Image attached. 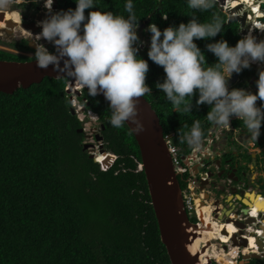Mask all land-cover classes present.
<instances>
[{"label":"trees","instance_id":"trees-1","mask_svg":"<svg viewBox=\"0 0 264 264\" xmlns=\"http://www.w3.org/2000/svg\"><path fill=\"white\" fill-rule=\"evenodd\" d=\"M260 1L217 0L215 11L224 20L223 31L210 39L195 40L207 63H214L216 57L206 49V43L223 38L234 45L241 36L238 22L226 23L220 3L229 8H251L253 14L247 19L253 18L252 30L255 25L264 28L256 19L264 15ZM58 2V10L76 6L75 0ZM125 3L98 0L97 7L127 16ZM133 4L139 25L146 21V27L156 23L163 30L191 18L186 0H133ZM164 13L167 19L161 17ZM196 15L207 22L212 12ZM140 31L142 36L150 34ZM148 46L141 49L138 45V54L149 64L145 83L152 93L145 98L156 110L164 134L172 133L180 155H185L192 148L185 136L193 123L199 121L202 138L214 125L206 119L210 108L207 104L197 106L194 95L191 113L173 110L162 90L155 87L165 73L148 59ZM247 69L241 73L246 74ZM67 82L65 77H45L13 93L0 92V264H171L133 133L126 123L113 127L108 102L82 88L75 96L86 111L97 115L102 147L108 152L99 162L112 160L111 154L116 156L106 167L91 158L85 149V133L79 131L83 124L72 112ZM240 123L235 120L233 126ZM260 130L264 141V121ZM178 179L186 189V182ZM193 196L197 206L198 199ZM192 221L196 219L192 217ZM240 259L237 263L212 260L211 264H239ZM249 264H264V258L252 259Z\"/></svg>","mask_w":264,"mask_h":264},{"label":"clouds","instance_id":"clouds-1","mask_svg":"<svg viewBox=\"0 0 264 264\" xmlns=\"http://www.w3.org/2000/svg\"><path fill=\"white\" fill-rule=\"evenodd\" d=\"M29 2L37 4L40 0H0V13ZM186 3L191 10L187 23L169 25L163 30L156 23H149L146 29L137 30L139 18L133 0H126L124 5L127 16L98 10V0H75V8L66 10H53V0H43L45 17L36 22L40 31L35 34L29 31L31 37L27 42L33 46V58L39 68L51 65L58 74L86 88L90 96L102 94L111 110L109 123L121 128L131 122V131L135 133L144 128L137 118L138 98L152 93L145 83L149 64L138 54V45L143 46L141 49L149 45L148 59L165 73L155 87L162 90L173 110L191 113L196 95L197 106L207 104L210 108L206 113L208 122L227 128L233 119H238L248 136L256 141L264 121V66L258 68L255 92L230 88L227 80L253 63L264 65V38H258L255 28L246 26L245 34L234 45L223 38L212 40L205 47L216 61L207 63L195 40L217 36L223 31L224 20L215 11L217 0H186ZM207 11L212 12L211 19L201 22L196 13ZM161 17L167 19V13ZM140 30L150 33L147 44L140 40L137 34ZM259 30L264 32V28ZM46 44L51 45V50ZM185 139L194 149L200 147L199 121L193 123Z\"/></svg>","mask_w":264,"mask_h":264},{"label":"flooded vegetation","instance_id":"flooded-vegetation-1","mask_svg":"<svg viewBox=\"0 0 264 264\" xmlns=\"http://www.w3.org/2000/svg\"><path fill=\"white\" fill-rule=\"evenodd\" d=\"M58 3V0H53V10H58ZM44 17L43 0H40V3L37 4L29 2L26 5H13L8 11L0 13V57H4V60L20 61L34 59L33 46L30 42H27L31 37L29 31L34 34L38 33L40 27L36 22ZM138 33L139 36L141 35L146 39L147 44L150 34L145 33V36H142V32L139 31ZM41 42L43 43V41ZM46 47L51 50L50 44H46ZM252 65L253 70L248 68L246 74L239 73L238 81L229 87H242L246 91L255 92V81L258 78V69H255V67L259 68L264 65L257 63ZM235 120L238 119H233L227 128L213 125L208 135L202 138L198 149H194L192 146L189 153L181 155L182 159L184 156L186 158V163H184V160L183 163L188 171L185 176L180 175L179 177L186 182V187L192 182L194 195L198 199V212L206 228L198 231L197 239L203 242L207 248L208 260L215 259L213 254L221 257V259L224 258V255L226 256L225 250L222 247L218 248L216 244H212V241L217 239L219 242L227 243L226 241L231 240L232 237L223 240L225 236H233L232 234L236 233L239 228H243V226L237 225L233 219L245 225L238 233L244 232L245 228L254 222H256V227H263L264 224V216L255 217L249 214L250 209L260 212V215H263L262 212H264L262 210L264 208V143L261 138L262 133L260 130V135L255 141L246 133L242 121L238 126H233ZM82 132H84V129ZM97 134H100V129L95 134L92 133L91 136L94 135L95 138ZM209 134H212L211 137ZM214 146L216 150L212 152ZM91 153L95 156L93 152ZM99 153L101 155L100 146ZM212 166L214 167L213 171L210 170ZM215 183L216 187L213 188ZM201 186H204L202 190L200 189ZM240 191L254 193V197L258 196L255 198L257 203H251L253 196L251 198L244 196ZM202 193H207L211 200L204 198ZM220 196L224 197L221 198ZM216 198L220 200L218 203L219 211L212 212L214 210L212 200ZM247 203L251 205H247ZM208 208L211 213H209ZM228 211L229 214H227ZM209 214L212 217H208ZM220 215L222 216L221 219L218 217ZM249 218L254 220L248 222ZM190 219L192 220V217ZM212 219V222L209 221ZM258 220H262V223L257 222ZM217 229H223L221 230L225 231L223 233L228 231L229 234H222ZM251 238L248 237L246 242V238L241 236L240 243L243 246L244 254H257L258 252L257 248L250 249L251 251L245 248L248 242L249 246H252L255 242V239L250 240ZM255 246H257L256 243ZM212 248H216V250H212ZM250 260L246 264H249Z\"/></svg>","mask_w":264,"mask_h":264},{"label":"water","instance_id":"water-1","mask_svg":"<svg viewBox=\"0 0 264 264\" xmlns=\"http://www.w3.org/2000/svg\"><path fill=\"white\" fill-rule=\"evenodd\" d=\"M259 4V8L264 13V1H260ZM240 8L241 6L235 8L227 7L224 11L227 15L226 23L238 22L240 25V33L243 35L246 32L247 15H252L253 12L249 9L246 12L238 13ZM256 19L264 23V15ZM146 23L147 22L145 21L140 24L137 30L143 29L146 26ZM257 33V28H255L254 34L257 35ZM142 47L143 46H141V48ZM45 77L57 79L63 78L64 76L54 71L51 65L46 69L39 68L34 59L27 61L0 59V92L10 94L19 87L27 88L34 83H40ZM237 78L238 74L234 73L232 78L227 80L228 85H234L235 82L238 81ZM77 85L80 86L79 83L69 78L66 91L69 94L73 93L76 96L80 95V90L76 88ZM99 95L104 98L102 94ZM138 99L139 102L136 105L138 110L137 118L144 125V128L140 132H131L133 133L140 150L142 163L141 169L145 173L149 196L157 220L161 241L166 248L171 264H201L199 254L192 253L188 249V246L194 242L198 236V231L204 228V226L201 228L197 223L191 221L187 213L183 190L178 175L175 172L172 156L165 140L164 130L156 110L152 107V104L147 101L145 96ZM72 112L75 113L74 109ZM128 123L126 124L131 130L133 125L131 122ZM79 131L82 132L83 128ZM211 135L212 134H209L210 137ZM95 138L97 141H102V136L100 134H97ZM87 148L88 147L85 144V149ZM100 150L108 153L103 149L102 145ZM215 150L216 147L214 146L212 152ZM111 156L112 160L106 162L100 161L101 164L105 167L109 166L111 161L116 158L113 154H111ZM90 157L94 158L92 154H90ZM183 160L184 163H186L185 156L183 157ZM218 166L220 167V165ZM213 169L214 167L212 166L210 170L213 171ZM215 187L216 183L213 188ZM203 188L204 186L200 187L201 190ZM240 193L250 198L254 196V193H245L244 191H240ZM220 197L223 198L224 196ZM204 198L211 200V197L207 193H204ZM219 201L218 198L212 200L214 209L212 212L219 211ZM247 205L251 204L247 203ZM245 213L247 212L245 211ZM227 214H229V211ZM218 217L220 219L222 218L221 215ZM253 220V218H249L247 221L250 222ZM235 237L236 236H233L232 238L233 244H236ZM256 243L259 247H262L261 240L258 239ZM262 258H264V252H261L260 254H243L239 260V264H246L250 259ZM211 263L212 260L210 259L206 264Z\"/></svg>","mask_w":264,"mask_h":264},{"label":"built area","instance_id":"built-area-1","mask_svg":"<svg viewBox=\"0 0 264 264\" xmlns=\"http://www.w3.org/2000/svg\"><path fill=\"white\" fill-rule=\"evenodd\" d=\"M72 105H73L74 109L76 110L77 117L82 122H84V119L86 118V114L89 115V116L90 115L94 116V114H95V113H93L90 110H87L86 111L87 113H85V108L78 102L77 99L73 100ZM95 119H97L96 114H95ZM165 140L167 142L169 151H170L171 156H172L175 172L177 173L178 176H180V175L181 176H185V174L188 171V169L185 166V164L183 163V159H182V157L180 155V152H179L177 146L175 145V143L173 141L172 133H169V134L165 135ZM183 195H184L183 197H184L186 210H187V213H188L189 217H194L196 219L195 223H197L199 227L202 228L204 226V228H206L205 223L200 220L199 212L197 210V206H196L194 197L192 196L193 195L192 182L183 191ZM253 211H254V209H250L249 214L253 215ZM262 214L263 215H260V212H257V213H255L254 216L255 217L264 216V212H262ZM257 222L262 223V220H258ZM238 232H236V235H237L236 237H238V236H246V237H248L250 235L253 238H255V243H256V241L258 239L261 240L262 247H259L258 244L256 243L257 250L260 253L264 252V224H263V227H256V222H254L252 224H249L245 228L244 232H242V233H238ZM214 241H216V240H214ZM219 244L225 250V252L227 251L226 255H228V256H232L230 254V252H231L230 248H232V251L235 252L234 255H233L234 257H237V256L239 257V255H243L244 254L242 249H241L242 247L240 246L241 247L240 248L239 245L233 244L231 241L229 243H225V244L220 242ZM228 244H230V245L227 246ZM233 248H236V251L233 250ZM215 260H217V258Z\"/></svg>","mask_w":264,"mask_h":264},{"label":"rangeland","instance_id":"rangeland-1","mask_svg":"<svg viewBox=\"0 0 264 264\" xmlns=\"http://www.w3.org/2000/svg\"><path fill=\"white\" fill-rule=\"evenodd\" d=\"M264 1V0H263ZM220 5H221V7H225V4L224 5H222L221 3H220ZM244 9H248L247 8V6H244V7H242L241 9H239V11L238 12H240V13H242L243 11H244ZM247 26V28H249L248 26H251L250 24H247L246 25ZM144 29H146V27L144 28ZM137 34H138V36H139V33L137 32ZM140 38H142V39H140L141 41H143V44H145V42H146V39H144L143 37H141V35H140ZM253 68V67H252ZM255 69H258L257 67H255ZM71 98V104H72V102H73V100H75L76 99V96H75V94H73L72 93V96L70 97ZM81 114V113H80ZM82 124H83V129H84V133H85V138H84V143L87 145V150H88V152L89 151H91V149H92V151L91 152H93L94 154H95V156H99L100 155V153H99V146L101 147V145H102V143L100 142V141H97L95 138H94V135L93 136H91V134L92 133H96V131H99V126H100V122L98 121V119H95V114H94V116L93 115H87L86 114V118L84 119V122H82ZM90 146V147H89ZM194 197V196H193ZM200 202H201V200H200ZM211 202V201H210ZM209 202V203H210ZM200 215V214H199ZM200 218H201V215H200ZM213 227H215V226H213ZM227 243H229L230 242V240H227L226 241ZM218 243H220L219 241L218 242H216V241H212V244H216V246L218 247V248H221V246L218 244ZM230 244H228V246H229ZM231 249V252H230V254L233 256L234 255V251H232V248H230ZM249 250H250V248H248ZM233 250H234V248H233ZM236 251V250H235ZM248 251V250H247ZM251 251V250H250ZM225 254H227V251L225 252ZM214 256H216V254H213ZM232 256H228V255H224L223 257L224 258H222L221 260H223V261H225V262H228V261H233L234 263H237V261H238V259H239V257L240 256H242V255H239V257L237 256V257H232ZM217 260H219V259H217Z\"/></svg>","mask_w":264,"mask_h":264},{"label":"bare ground","instance_id":"bare-ground-1","mask_svg":"<svg viewBox=\"0 0 264 264\" xmlns=\"http://www.w3.org/2000/svg\"><path fill=\"white\" fill-rule=\"evenodd\" d=\"M250 20V24H252V21H253V18H250L249 19ZM247 21V20H246ZM256 24H258V22H256ZM256 26V28H257V31H258V38H264V32H259V26L258 25H255ZM254 32H255V30H254ZM258 64V63H257ZM260 65V64H259ZM76 88H82L81 86H76ZM101 151V155H99V156H94L93 155V157L94 158H96V160L97 161H99V160H101L103 157H105L106 155H107V153H105L104 151H102V150H100ZM195 194V192H193V195ZM203 194V197H204V193H202ZM192 195V196H193ZM255 198H257V197H254L253 196V199H252V201H251V203L253 202V203H257L256 202V199ZM202 200H204V198H202ZM259 204V203H258ZM198 210V209H197ZM263 211H264V208L262 209ZM208 211H209V213H211V211L209 210V208H208ZM255 213H257L255 210L253 211V216L255 215ZM200 216V215H199ZM208 217H212L211 216V214H209V216ZM209 221H213V219L212 220H209ZM233 221L237 224V225H239V226H243V228L245 227V225L244 224H242L241 222H239V221H236V220H234L233 219ZM243 228H239V230L240 229H243ZM221 230H223V229H217V231L218 232H220V233H222V234H229V232L228 231H226V233H223V232H225V231H221ZM238 230V231H239ZM237 231V232H238ZM236 235V233H233L232 235L233 236H235ZM233 236H225L224 238H223V240L225 239H227L228 237L230 238V237H232L233 238ZM243 237H245L246 238V242H247V239H248V237H252V236H248V237H246V236H243ZM239 239V240H238ZM255 238H251L250 240H254ZM245 240V239H244ZM240 241H241V236H238V237H235V242H236V245H239V247L242 249V251H243V253H245L244 252V249H243V246H242V244L240 243ZM222 242V241H221ZM200 243V244H199ZM246 247L245 248H250V249H254V248H257V246H255V242H253V245L252 246H249V242L245 245ZM204 247V248H203ZM202 248H203V250H202ZM188 249L192 252V253H198L199 254V259H200V262H201V264H206L209 260H208V254H206V247L204 246V243L203 242H201V241H199V239H195L194 240V242L192 243V244H190L189 246H188ZM212 250H216V248H212ZM234 250H236V248H234ZM257 254H259V252H257ZM219 260H221V259H219Z\"/></svg>","mask_w":264,"mask_h":264}]
</instances>
